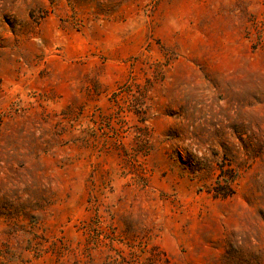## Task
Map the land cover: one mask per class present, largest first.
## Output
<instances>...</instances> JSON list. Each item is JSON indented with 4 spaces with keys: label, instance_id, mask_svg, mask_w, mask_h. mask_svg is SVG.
<instances>
[{
    "label": "rangeland",
    "instance_id": "rangeland-1",
    "mask_svg": "<svg viewBox=\"0 0 264 264\" xmlns=\"http://www.w3.org/2000/svg\"><path fill=\"white\" fill-rule=\"evenodd\" d=\"M0 264H264V0H0Z\"/></svg>",
    "mask_w": 264,
    "mask_h": 264
},
{
    "label": "trees",
    "instance_id": "trees-1",
    "mask_svg": "<svg viewBox=\"0 0 264 264\" xmlns=\"http://www.w3.org/2000/svg\"><path fill=\"white\" fill-rule=\"evenodd\" d=\"M220 193H222V195H223V196H226V195H227V193H226V192H220Z\"/></svg>",
    "mask_w": 264,
    "mask_h": 264
}]
</instances>
